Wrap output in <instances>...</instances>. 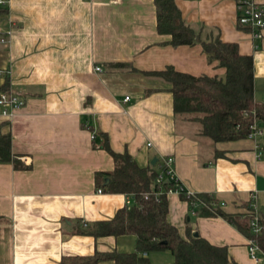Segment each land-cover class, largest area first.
<instances>
[{
	"label": "crops",
	"instance_id": "crops-1",
	"mask_svg": "<svg viewBox=\"0 0 264 264\" xmlns=\"http://www.w3.org/2000/svg\"><path fill=\"white\" fill-rule=\"evenodd\" d=\"M176 2L203 39L236 42L253 56L255 100L264 103V37L238 25V0ZM0 8L1 26L11 30L10 43L0 46V69L9 71L0 85L8 81L4 91L26 99L12 119L0 117V135L11 136L13 154L29 166L0 160V264L136 251L134 234L89 233L127 205L124 193L97 184V174L115 170L107 143L141 167L173 156L187 189L215 197L219 209L241 221L264 219V133L226 142L201 136L197 123L175 114L171 84L149 74L168 67L195 76L226 72L209 62L202 44H170L172 36L157 29L155 0H9ZM168 199V219L182 237L190 229L227 246L238 264H264L249 255L251 232L221 216L191 214L177 193ZM142 255L151 264H175L169 250Z\"/></svg>",
	"mask_w": 264,
	"mask_h": 264
},
{
	"label": "trees",
	"instance_id": "trees-1",
	"mask_svg": "<svg viewBox=\"0 0 264 264\" xmlns=\"http://www.w3.org/2000/svg\"><path fill=\"white\" fill-rule=\"evenodd\" d=\"M155 5L157 29L161 34L172 36L171 45L193 46L200 43L209 62H218V66L226 71L224 76H195L173 67L150 72L171 84L175 114L197 123L200 135L213 142L249 138L254 112L264 122V103L255 100L253 56L242 54L236 42H226L220 37L203 39L199 31L185 22L176 0H155ZM5 11L0 8V14ZM7 89L8 81L0 85V93ZM105 147L114 157L115 170L97 174L98 186L110 193L133 194L136 203L126 205L111 220L96 223L89 233L96 237L134 234L137 237L136 251L67 256L62 259V264H99L107 260L115 264H151L142 253L167 250L175 256V264H238L231 259L227 246L214 245L201 236L196 237L190 229L187 238L181 236L178 228L168 219L166 189L170 183L157 184V166L141 167L129 152L117 153L108 143ZM0 160L14 162L17 168H29L13 154L9 134L0 135ZM180 196L186 200L183 194ZM198 196L208 203L217 202L209 194ZM199 212L207 216H221L243 233L249 235L251 232V219L247 216L241 221L240 215L227 214L216 205L214 210L201 208ZM261 223L264 224V219ZM259 241L264 247V236Z\"/></svg>",
	"mask_w": 264,
	"mask_h": 264
},
{
	"label": "built area",
	"instance_id": "built-area-1",
	"mask_svg": "<svg viewBox=\"0 0 264 264\" xmlns=\"http://www.w3.org/2000/svg\"><path fill=\"white\" fill-rule=\"evenodd\" d=\"M9 0H0V6L5 7ZM238 18L237 23L240 27L247 28L251 31L254 39H262L264 37V6L257 3L256 0H239L238 1ZM11 30H6L0 23V46H7L10 43ZM97 72H102L101 66H97ZM8 70L0 69L1 74H8ZM130 97H126L125 101H128ZM26 105V99L21 93L16 91H3L0 93V117L5 119H12L16 113ZM252 132L249 138H257L264 133V122L260 121L254 112V123L251 126ZM151 145V143L149 144ZM157 179L156 182L159 185H163L165 182L170 183L166 189L167 194L177 193L183 194L186 201L189 204L190 212L193 215L198 214L201 208H208L214 210L215 205L218 207V202L208 203L201 199L198 193L187 189L179 180L175 169V158L173 156H164L157 162ZM163 189V188H162ZM101 192L102 190L99 189ZM126 203L132 206L136 203V198L133 194H125ZM148 198V195H146ZM256 199V195L253 196ZM214 205V206H213ZM251 236L248 239V251L251 259L256 263H260L264 260V247L261 245L259 238L264 236V224L261 223L259 216L253 215L250 220Z\"/></svg>",
	"mask_w": 264,
	"mask_h": 264
},
{
	"label": "water",
	"instance_id": "water-1",
	"mask_svg": "<svg viewBox=\"0 0 264 264\" xmlns=\"http://www.w3.org/2000/svg\"><path fill=\"white\" fill-rule=\"evenodd\" d=\"M156 163H157V159H154L153 162H152V164L155 165ZM107 182H109V180H107ZM194 235H195L196 237L199 236L198 233H195Z\"/></svg>",
	"mask_w": 264,
	"mask_h": 264
}]
</instances>
